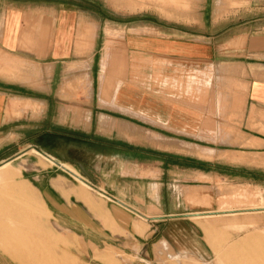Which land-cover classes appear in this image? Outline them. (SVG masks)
Segmentation results:
<instances>
[{
	"label": "crops",
	"instance_id": "crops-1",
	"mask_svg": "<svg viewBox=\"0 0 264 264\" xmlns=\"http://www.w3.org/2000/svg\"><path fill=\"white\" fill-rule=\"evenodd\" d=\"M206 1H195L197 29L191 35L189 28L166 27L168 30L163 32L166 28L157 26L150 27L159 34H147L143 30L149 25L143 26L137 18L114 20L105 15L97 19L87 8L71 9V0H0V147L4 136L7 140L16 135L14 131L8 133L12 127L47 122L51 126L40 133L41 142L33 146L37 153H47L79 167L90 185L92 181L96 183L94 177L105 185L111 177L113 186L108 187L109 191L144 216V222L138 224L126 207L119 209L108 203L102 211L83 181V189L71 194L63 177H49L42 183L38 177L42 203L59 225L81 240L85 249L86 242L92 250L99 243L105 245L103 248L110 247L112 241L120 242L117 247L124 249L128 241L155 247L162 240L179 253L203 258L208 247L202 242L208 244L223 224L221 220L190 217L202 214L188 213L186 207L188 191L199 187L178 185L183 163L193 162L198 167V161L211 159L195 149L206 145L198 139L211 122L207 71L209 63L228 60L208 56L206 28L201 19ZM258 1L261 29L247 26L243 35L236 33L229 38L232 44L239 45L244 36V45L231 49V59L235 60L229 62L238 69H247L240 79L249 83V93L256 96L264 94V0ZM223 11L226 10L213 4V16L227 14ZM83 32L87 34L78 47L77 34ZM85 44H89L88 48L81 49ZM85 63L90 96L76 103L79 130L85 139L71 143L68 134L62 132V127L68 125L65 70L76 84L75 72L85 69ZM89 135L100 142L89 141ZM115 163H127L132 178L123 176L122 168L114 169ZM164 176L170 178L173 191L162 183ZM80 200L84 202L81 212L73 204L82 203ZM48 216L29 213L14 218L26 224L27 230L18 235L25 239L19 244L25 246L26 252L44 249L46 239L48 244L71 248L73 242H59V237L47 229ZM77 227L80 231L72 233ZM36 236L38 242H34ZM20 245L11 242V246ZM20 252L19 248L4 250L10 255ZM107 257L105 253L97 258L104 263Z\"/></svg>",
	"mask_w": 264,
	"mask_h": 264
},
{
	"label": "rangeland",
	"instance_id": "rangeland-1",
	"mask_svg": "<svg viewBox=\"0 0 264 264\" xmlns=\"http://www.w3.org/2000/svg\"><path fill=\"white\" fill-rule=\"evenodd\" d=\"M195 1L71 0V9L87 8V11L97 19L105 15L114 20L134 17L143 26L149 25L146 30H143L147 34H159L155 28H152L157 26L169 29L176 27L179 30L189 28L190 34L194 35L197 29ZM252 1L249 4V0L248 3H245V0H207L203 5L205 11L202 12L204 16L201 19L206 28L208 56H224L228 60H225V63H209L207 71L211 122L210 128L203 132L204 136L198 139V142L206 143V145L196 146L195 149L199 153L208 154L211 159L207 162L198 161V167H194L193 162L183 163L182 178L179 180L180 183H177L199 187L198 190L188 191L185 198H187L188 213L202 214L190 217L199 216L203 217L200 220H221L223 223L209 239L208 244L211 247L207 242H202L208 247L205 250L206 255L200 258L188 252L179 253L162 240H159L155 247L148 244L140 246L142 241L138 243L128 241L125 245L127 248L124 249L117 247L121 246L120 242L112 241L110 247L103 248L105 245L99 243L98 248L92 250L86 242V252L81 240L59 225L52 218L46 205L42 203L37 187L38 177L42 179L40 183L49 177H63L67 181V186L72 189L71 194L76 193L80 188L83 189L80 185L83 181L90 188L85 190L96 196V204L101 206L102 211H105L107 203L119 209L126 207L127 212L138 221V224L144 222V216L109 191L108 187L113 186L111 177L106 176L108 182L106 185L100 183V178L94 177L96 183L92 181L90 185L88 183L90 181L83 177L79 167L53 155L37 153L33 146L41 142L43 137H40V133L51 126L43 122L37 125L12 127L8 133L14 131L16 135L7 137V140L4 136V143L0 147V264H264V94L251 95L249 83L240 79L247 74V69H238L235 67L237 65L233 66L229 62L235 60L231 59V49L242 47L245 42L244 36L239 39L241 42L239 45L232 44L229 38L236 33L243 35L247 26L250 29L262 27L263 23L258 20L262 16L261 8L258 6L260 2ZM213 4L217 8L225 9L223 13L227 12V14L213 16L211 13ZM252 20L253 23H251ZM73 24L74 20H72V27ZM167 28L161 31L164 32L168 30ZM86 34L87 32L77 34L75 44L78 47L83 43ZM88 34L90 36V33ZM100 34L102 38L103 33ZM88 46L89 44H85L81 49L86 50ZM85 66V69H78L75 72L76 84H73L72 76L68 74V70H65L68 125L62 127V132L68 134L71 143H80L82 139H85L83 131L79 130L76 104L77 99L83 101L90 96L86 89L90 79L87 74L88 63H85ZM94 73L96 74L97 71ZM256 101L259 104H256ZM87 138L89 141L91 139L100 142L97 137L89 135ZM132 159L127 157V160ZM143 163L147 162L143 161ZM103 164L99 163L100 166ZM61 165L66 166L67 169L64 166L62 168ZM118 167L122 168L123 176L132 178L133 174L128 172L127 163L125 165L115 163L113 168ZM163 170L166 174L165 168ZM167 170L169 174L170 167ZM145 182L146 180L144 184ZM162 183L168 190L175 189L168 176L163 177ZM63 195L65 196L64 193ZM81 202H73L80 208V212L81 209L84 211V202ZM10 206L13 209H10ZM29 213H38L42 217L49 214L47 229L59 237L57 239L59 242L61 240L73 242L71 248L48 244L45 238L46 241L42 244L44 249L39 252H26L25 246L20 245L25 239L18 236L23 235L27 230L24 226L26 224L14 218ZM77 231H80L79 227L75 228V231L72 230V233L77 234ZM14 241L16 246L20 245V247L11 246V242ZM35 241L38 242L39 237L36 236ZM3 244H5L4 247ZM162 244L165 247L161 246ZM18 248L23 252L13 255L4 253V250L15 251ZM105 253L108 256L107 262L104 260V263H101L97 257ZM174 254L182 258L179 259ZM48 257H55L58 261L56 260L55 263Z\"/></svg>",
	"mask_w": 264,
	"mask_h": 264
},
{
	"label": "bare ground",
	"instance_id": "bare-ground-1",
	"mask_svg": "<svg viewBox=\"0 0 264 264\" xmlns=\"http://www.w3.org/2000/svg\"><path fill=\"white\" fill-rule=\"evenodd\" d=\"M8 165H9V164H8ZM6 166H7V165H6ZM7 175H9V174H7ZM11 176H12V175H11ZM11 176H10V177H11ZM8 179H9V178H8Z\"/></svg>",
	"mask_w": 264,
	"mask_h": 264
}]
</instances>
